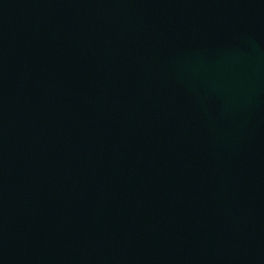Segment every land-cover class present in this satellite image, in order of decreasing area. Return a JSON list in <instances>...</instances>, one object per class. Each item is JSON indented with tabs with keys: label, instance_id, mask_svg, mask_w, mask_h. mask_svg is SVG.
Here are the masks:
<instances>
[{
	"label": "water",
	"instance_id": "1",
	"mask_svg": "<svg viewBox=\"0 0 264 264\" xmlns=\"http://www.w3.org/2000/svg\"><path fill=\"white\" fill-rule=\"evenodd\" d=\"M0 264H264V0H0Z\"/></svg>",
	"mask_w": 264,
	"mask_h": 264
}]
</instances>
